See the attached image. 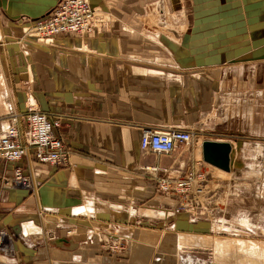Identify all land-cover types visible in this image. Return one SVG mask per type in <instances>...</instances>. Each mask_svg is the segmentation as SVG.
Segmentation results:
<instances>
[{
  "label": "crops",
  "instance_id": "crops-1",
  "mask_svg": "<svg viewBox=\"0 0 264 264\" xmlns=\"http://www.w3.org/2000/svg\"><path fill=\"white\" fill-rule=\"evenodd\" d=\"M50 1L16 0L11 14L0 15L7 36L0 42V134L7 114L34 104L60 117L54 133L69 153L49 164L30 150L17 164L32 176L33 189L10 182L14 163L0 158V232L6 234L0 264L161 263L163 254L171 255L157 248L163 232L179 239L182 231L210 226L188 209L175 211L154 175L177 178L197 170L209 185L222 173L238 175L255 147L264 151V57L240 64L256 70L244 80L228 64L128 60L114 27L63 33L50 45L5 28V21L14 25L20 13H33L35 4H50L52 11L60 0ZM173 128L199 138L167 155L140 148L145 129ZM205 139L230 143L229 171L202 159ZM97 234L103 246L109 240L122 250L96 245ZM62 237L76 246L54 242Z\"/></svg>",
  "mask_w": 264,
  "mask_h": 264
},
{
  "label": "rangeland",
  "instance_id": "rangeland-1",
  "mask_svg": "<svg viewBox=\"0 0 264 264\" xmlns=\"http://www.w3.org/2000/svg\"><path fill=\"white\" fill-rule=\"evenodd\" d=\"M14 1L0 0V15L3 18L6 13H12ZM89 1L97 3L93 9V28L75 34L88 35L94 28L108 33L114 27L118 33L116 46L127 48L128 60L176 65L189 62L228 64L233 67L230 72L246 80L256 70L252 65L242 67L240 64L251 62L254 57H264V0ZM48 5L35 4L31 15L20 13L17 23L10 25L9 20L5 21V28H18L20 35H25L24 38L45 45L52 44L54 39L41 41L35 32L36 23L51 13ZM1 26L2 23L0 42H3L7 36L3 35ZM29 105L36 107L34 104L27 107ZM11 118L9 113L5 121ZM198 138L199 135L194 133L190 143L177 149L190 146ZM254 149L255 154L246 159V166L238 175L222 173L219 181L209 182L208 185L206 174L201 183H195L186 192L174 190L166 193L171 195L169 198L176 205L175 211L188 209L194 220H206L210 227L199 233L182 231L184 233H180L181 238L176 240L174 252L165 249L171 255L163 254L158 264H264V151L259 147ZM161 176L167 175H154ZM163 235L157 248H162L160 242ZM97 238L99 242L96 245L114 253L122 250L119 243L105 240L108 246H103L100 242L103 237L98 235ZM162 253L160 250V255ZM116 264H127V260H120ZM149 264H154V259Z\"/></svg>",
  "mask_w": 264,
  "mask_h": 264
},
{
  "label": "built area",
  "instance_id": "built-area-1",
  "mask_svg": "<svg viewBox=\"0 0 264 264\" xmlns=\"http://www.w3.org/2000/svg\"><path fill=\"white\" fill-rule=\"evenodd\" d=\"M93 9L94 6L89 0H60L48 16L36 23V36L41 41L50 42L63 33L90 31L94 25ZM11 117L0 134V158L14 163L10 182L25 189H33L35 185L32 176L23 172L17 163L30 150L40 163L59 164L67 157L68 149L54 133V129L60 126V117L50 118L33 105H29L25 111L11 113ZM193 137L194 132L188 129L173 128L163 131L145 129L140 137V148L155 154L167 155L177 147L190 143ZM148 168L162 170L156 166ZM204 179L205 175L199 171L177 178L154 177L156 188L165 193L174 190L186 192L195 183H201ZM5 235L4 232H0V245Z\"/></svg>",
  "mask_w": 264,
  "mask_h": 264
},
{
  "label": "water",
  "instance_id": "water-1",
  "mask_svg": "<svg viewBox=\"0 0 264 264\" xmlns=\"http://www.w3.org/2000/svg\"><path fill=\"white\" fill-rule=\"evenodd\" d=\"M202 159L220 169L225 171L230 170V153L231 145L227 141H216L205 139L202 141ZM56 244L59 242H67L69 247L76 246L75 243L65 238H58L54 241Z\"/></svg>",
  "mask_w": 264,
  "mask_h": 264
},
{
  "label": "bare ground",
  "instance_id": "bare-ground-1",
  "mask_svg": "<svg viewBox=\"0 0 264 264\" xmlns=\"http://www.w3.org/2000/svg\"><path fill=\"white\" fill-rule=\"evenodd\" d=\"M180 234V233H179ZM177 234L174 233H170V234H165L163 235V238L160 242V245L162 246V248H165L167 250H169L170 252H174L176 246H177ZM2 240H6V235L3 236Z\"/></svg>",
  "mask_w": 264,
  "mask_h": 264
}]
</instances>
